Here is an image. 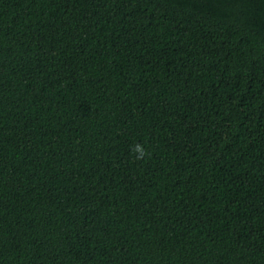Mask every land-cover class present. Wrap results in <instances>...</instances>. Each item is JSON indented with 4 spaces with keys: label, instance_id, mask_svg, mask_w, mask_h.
<instances>
[{
    "label": "trees",
    "instance_id": "obj_1",
    "mask_svg": "<svg viewBox=\"0 0 264 264\" xmlns=\"http://www.w3.org/2000/svg\"><path fill=\"white\" fill-rule=\"evenodd\" d=\"M0 264H264V0H0Z\"/></svg>",
    "mask_w": 264,
    "mask_h": 264
},
{
    "label": "clouds",
    "instance_id": "obj_2",
    "mask_svg": "<svg viewBox=\"0 0 264 264\" xmlns=\"http://www.w3.org/2000/svg\"><path fill=\"white\" fill-rule=\"evenodd\" d=\"M131 150L135 154L137 160L144 158L147 154L145 145L142 143H135Z\"/></svg>",
    "mask_w": 264,
    "mask_h": 264
}]
</instances>
